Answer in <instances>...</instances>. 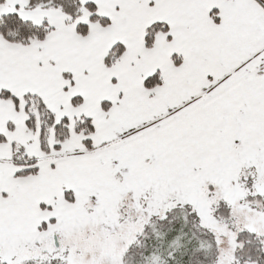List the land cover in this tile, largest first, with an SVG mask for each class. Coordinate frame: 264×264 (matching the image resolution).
Wrapping results in <instances>:
<instances>
[{
	"label": "snow or ice",
	"instance_id": "6c2138e0",
	"mask_svg": "<svg viewBox=\"0 0 264 264\" xmlns=\"http://www.w3.org/2000/svg\"><path fill=\"white\" fill-rule=\"evenodd\" d=\"M0 264H264V0H0Z\"/></svg>",
	"mask_w": 264,
	"mask_h": 264
}]
</instances>
